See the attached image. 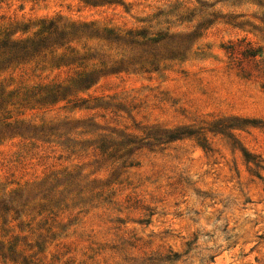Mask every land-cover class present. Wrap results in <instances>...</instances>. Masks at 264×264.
Masks as SVG:
<instances>
[{"label":"rangeland","instance_id":"374dc122","mask_svg":"<svg viewBox=\"0 0 264 264\" xmlns=\"http://www.w3.org/2000/svg\"><path fill=\"white\" fill-rule=\"evenodd\" d=\"M52 20L122 41L79 33L68 44L77 64L35 59L0 74L10 95L0 128H54L71 141L26 132L0 142V264H264V10L246 0H0L1 40ZM248 44L260 56L243 58ZM85 69L109 72L66 101H24ZM131 142L140 149L130 153Z\"/></svg>","mask_w":264,"mask_h":264},{"label":"trees","instance_id":"16d2710c","mask_svg":"<svg viewBox=\"0 0 264 264\" xmlns=\"http://www.w3.org/2000/svg\"><path fill=\"white\" fill-rule=\"evenodd\" d=\"M250 1L257 6L261 10H264V0H246ZM86 4H90L86 1ZM69 29V30H68ZM79 33L88 34L90 33V37H95L98 39H102L108 42H121L122 36L114 33L112 30H100L92 29L90 26H82L77 27L75 25L63 26L61 27L56 21H44L42 25V29L37 32L33 37L27 38L24 40H14L12 39V35H6L2 40L0 39V74L7 69L11 68L15 63H22L27 61H32L35 59H42L44 62L49 61L57 68L61 66H70L77 64L78 61H81L78 52L76 50H71V47L68 46L70 43V36L76 37ZM1 37V36H0ZM248 44V48L242 51L240 54L243 58H257L260 56L262 52L261 49H254L250 47ZM59 50H65L60 56H57ZM228 50L231 51L232 56H234L237 52V49L234 45H230ZM71 53V55L64 54ZM84 63H81L83 66ZM109 71L105 70H86L82 73L78 74V78L75 79L72 84L68 87H64L62 83L56 84L54 86H39L37 88L38 92H33L32 94H26V99L30 103V100L33 97H40L41 101H45L44 103H58L60 101H66L70 96V93L84 92L89 91L94 86H96L103 76H106ZM31 90L26 91L29 93ZM12 95V94H11ZM43 97V98H42ZM10 95L5 91V87L3 83H0V104L1 106L7 105L9 103L8 100ZM42 98V99H41ZM40 100L38 102H40ZM83 103H88V101H84ZM78 104H75L74 108H77ZM58 131V130H57ZM33 133L34 139L36 141H40L43 143H53L54 139L58 138L62 147L66 148V141H70L68 139H62L64 136L59 135L55 136L56 130L54 128L46 129L41 128L38 129L34 126H24V124H12L8 123L5 126L0 128V142L3 141L6 137L14 138L17 135H22L23 133ZM180 134H173L168 137L169 141H175L180 139ZM107 139H102L101 143L106 141ZM71 142V141H70ZM140 145L139 142H131L127 146L130 147V153L135 151L136 149H140L138 147ZM72 147L71 145L67 147L69 149ZM103 147V146H102ZM101 147V148H102ZM135 149V150H134ZM6 209L5 202H0V211Z\"/></svg>","mask_w":264,"mask_h":264}]
</instances>
